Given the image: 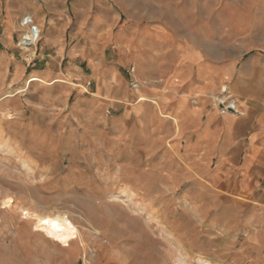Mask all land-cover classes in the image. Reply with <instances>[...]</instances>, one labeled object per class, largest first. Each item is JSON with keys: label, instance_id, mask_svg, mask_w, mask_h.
I'll list each match as a JSON object with an SVG mask.
<instances>
[{"label": "rangeland", "instance_id": "obj_1", "mask_svg": "<svg viewBox=\"0 0 264 264\" xmlns=\"http://www.w3.org/2000/svg\"><path fill=\"white\" fill-rule=\"evenodd\" d=\"M55 17L62 74L44 77ZM263 63L264 0H0V264H264L248 173L215 181L191 120L241 116ZM50 211L71 244L37 237Z\"/></svg>", "mask_w": 264, "mask_h": 264}, {"label": "crops", "instance_id": "obj_2", "mask_svg": "<svg viewBox=\"0 0 264 264\" xmlns=\"http://www.w3.org/2000/svg\"><path fill=\"white\" fill-rule=\"evenodd\" d=\"M54 20L56 24L49 26L53 35L45 42L38 57V62L45 61L48 64L51 62L53 64V69L48 68L42 71L44 77L53 74L60 77L62 74L59 70L61 61L58 56V30L60 31L62 26L58 24L60 22L59 17H55ZM77 26L79 27L76 29L77 32L84 31V27L89 28L83 22L77 24ZM79 51L81 50H74L72 57L78 58L80 55ZM57 67L58 72H55ZM262 69V77L248 75L240 78L237 83L238 85H246L244 89L237 86L238 91H245L246 93L244 92V94H253L250 100L239 99L243 109L241 116L220 117L214 111L206 116L203 124L200 121L196 123L195 118H200L205 113V107L201 106L193 110L194 115L196 114L195 118H191L189 115L188 117L199 128V143L204 145L209 151L212 150V154L217 155L220 159L221 168L216 171L215 181L219 182L221 178L227 180L228 176L236 168L245 170L249 176L246 180L248 196L252 197L254 203H258L261 206L259 210L264 214V63L262 64ZM38 72V69H34L32 74L38 75ZM114 73V71L110 72L107 82L111 80ZM198 91H203L202 84L192 90V92ZM181 102H185V100L183 99ZM178 109L174 108L171 113L179 112Z\"/></svg>", "mask_w": 264, "mask_h": 264}, {"label": "bare ground", "instance_id": "obj_3", "mask_svg": "<svg viewBox=\"0 0 264 264\" xmlns=\"http://www.w3.org/2000/svg\"><path fill=\"white\" fill-rule=\"evenodd\" d=\"M28 30L26 31V34L24 35L22 40H26L25 37H28L27 40H31L30 37L34 36V34H31V32H29ZM37 30H39V29H37ZM30 31H32V30H30ZM32 76H35V75L32 74ZM35 79H39V78H32L31 80L33 81ZM1 97H8V95L7 96L2 95ZM221 102H223V101H221ZM229 108H233L234 110H236L237 106L232 105V102H231V105L229 106ZM3 115L7 119L13 118L12 114H4L3 113ZM170 119L171 120L173 119L179 125V119L178 118L170 117ZM184 120L185 119H183V122H182L183 124H185ZM25 163L26 162L23 161V164H25ZM148 214L150 215V213H148ZM32 216H33L32 217L33 228L37 233V237H41L42 235H45V237L52 239L53 242H59V243L64 244V245L71 244L73 242V240L76 238V235H77L76 225L73 223V221L71 220V218L68 215H66L64 213H57V212L50 211V212H44V213H42V212L32 213ZM43 242H44V240H43ZM43 242L41 241V243H43ZM178 260L181 262V264H185L181 258H179Z\"/></svg>", "mask_w": 264, "mask_h": 264}, {"label": "built area", "instance_id": "obj_4", "mask_svg": "<svg viewBox=\"0 0 264 264\" xmlns=\"http://www.w3.org/2000/svg\"><path fill=\"white\" fill-rule=\"evenodd\" d=\"M32 21H30V23H31ZM27 23H29V22H27ZM33 31H35V33L36 34H38V30H37V28H33ZM23 37H24V35H23ZM22 37V38H23ZM221 103V102H220ZM222 104V103H221ZM231 104H229L225 109H223V111H222V113H226V111H228V112H230V110L229 109H232L233 111H235L233 108H229V106H230Z\"/></svg>", "mask_w": 264, "mask_h": 264}]
</instances>
